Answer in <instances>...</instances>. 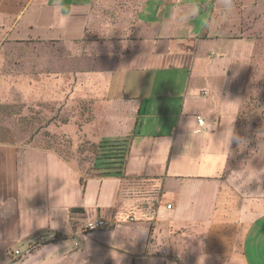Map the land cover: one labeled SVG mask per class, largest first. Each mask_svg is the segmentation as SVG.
I'll use <instances>...</instances> for the list:
<instances>
[{
    "label": "crops",
    "instance_id": "crops-1",
    "mask_svg": "<svg viewBox=\"0 0 264 264\" xmlns=\"http://www.w3.org/2000/svg\"><path fill=\"white\" fill-rule=\"evenodd\" d=\"M43 1L42 6L52 10L59 24L80 22L83 31L73 38L89 37L86 45L74 50L78 55L84 50L92 52L89 62L87 58V80L78 84L86 86L89 94L90 118L81 125L83 133L95 144L106 138L129 137L123 176L89 178L83 204L117 214L132 207L136 213L153 210L155 232L160 226L163 229L158 238L163 251L183 264H264V199L259 204L254 199V177L226 168L238 101L233 104L232 94L224 92L216 80L204 78L199 86L202 65H224L220 58L209 56L210 51L230 52L240 47L225 38L232 24L218 11L226 0ZM205 84L206 96L199 93ZM198 116L204 120L201 126ZM204 127L212 138V150L224 155L222 164L206 166L202 149L209 141L196 138ZM229 130L231 138L222 145ZM14 168L15 164L10 174V163H0V245L10 237L5 231L15 237L17 196L32 205L26 193L17 195ZM234 174L242 175L233 181ZM93 178L98 183L97 196L90 191ZM152 188L155 194L149 199L125 196L131 189ZM44 198L41 194L35 201L39 205ZM33 214L29 220H37ZM213 221L222 240L216 243L221 248L215 254L203 252L202 245L192 239ZM237 222L243 226L236 228ZM139 229L144 230L142 225ZM165 232L183 241V257L165 248L169 238ZM232 236L235 241L227 243ZM140 237L145 246L142 233L137 240Z\"/></svg>",
    "mask_w": 264,
    "mask_h": 264
},
{
    "label": "rangeland",
    "instance_id": "rangeland-1",
    "mask_svg": "<svg viewBox=\"0 0 264 264\" xmlns=\"http://www.w3.org/2000/svg\"><path fill=\"white\" fill-rule=\"evenodd\" d=\"M5 2L0 4V163H10V174L15 164L17 195L26 193L32 205L17 196L15 237L5 231L10 237L0 245V264H45L50 256V264H167L169 260L183 264L163 251L158 239L163 229L155 232L153 210L136 213L132 207L117 214L83 204L89 178L100 176L93 170L96 144L81 129L90 118L89 94L86 86L78 84L87 80V58L89 62L92 52L87 48L88 54L74 53L89 41V37L73 38L83 31L80 22L59 24L52 10L42 6L43 0ZM219 7L218 14L232 24L225 38L240 47L210 51L209 56L220 58L224 65H202L199 86L204 78L216 80L232 94L233 104L238 101L226 168L254 177V199L259 204L264 199V0L250 4L226 0ZM75 64L83 67L76 69ZM206 87L200 89L201 95L209 93ZM90 186L97 196L94 178ZM136 189L125 196L149 199L155 194L154 188ZM41 194L44 203L38 205ZM33 213L37 220L30 222ZM95 218L103 219L107 227L84 231V225ZM213 226L214 221L192 239L203 252L215 254L221 248L216 243L222 240ZM140 233L145 246L141 237L137 240ZM165 235L169 237L165 248L183 257V241L175 240L178 235ZM233 241L232 236L227 243Z\"/></svg>",
    "mask_w": 264,
    "mask_h": 264
},
{
    "label": "trees",
    "instance_id": "trees-1",
    "mask_svg": "<svg viewBox=\"0 0 264 264\" xmlns=\"http://www.w3.org/2000/svg\"><path fill=\"white\" fill-rule=\"evenodd\" d=\"M129 137H113L100 140L96 145L94 166L99 176H123Z\"/></svg>",
    "mask_w": 264,
    "mask_h": 264
},
{
    "label": "clouds",
    "instance_id": "clouds-1",
    "mask_svg": "<svg viewBox=\"0 0 264 264\" xmlns=\"http://www.w3.org/2000/svg\"><path fill=\"white\" fill-rule=\"evenodd\" d=\"M230 6V5H229ZM192 11H195L194 9ZM57 12L58 13H64V9L63 8H57ZM191 14V12L189 13ZM61 23H63V21H61ZM231 131L229 130V132L226 134L225 139L222 142V145H226L229 142V139L231 138ZM197 139H201V138H206L209 141L208 147H204L202 149V155H204L206 157L207 160V167H210L211 165L217 164L218 162H220V164L223 163L224 161V155L220 154L219 150H212L211 148V136H209L207 128L204 127L200 130L199 135L196 137ZM240 175L242 174H234L232 177V180H236L239 179ZM251 177H249L250 179ZM248 181L245 180V183H247ZM53 259V257H49V261L45 262V264H50L51 260Z\"/></svg>",
    "mask_w": 264,
    "mask_h": 264
},
{
    "label": "built area",
    "instance_id": "built-area-1",
    "mask_svg": "<svg viewBox=\"0 0 264 264\" xmlns=\"http://www.w3.org/2000/svg\"><path fill=\"white\" fill-rule=\"evenodd\" d=\"M197 123L198 125H203L204 120L201 117H197ZM167 208H171V204L167 205ZM106 222L103 219H94L91 221H88L85 225H84V231L87 232H92L95 231L97 229H102L106 226Z\"/></svg>",
    "mask_w": 264,
    "mask_h": 264
}]
</instances>
